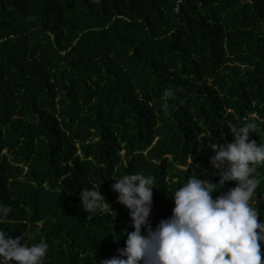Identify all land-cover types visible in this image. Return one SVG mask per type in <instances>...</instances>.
I'll return each mask as SVG.
<instances>
[{"label": "trees", "instance_id": "1", "mask_svg": "<svg viewBox=\"0 0 264 264\" xmlns=\"http://www.w3.org/2000/svg\"><path fill=\"white\" fill-rule=\"evenodd\" d=\"M246 122L264 146V0H0V230L46 242L45 264L117 256L134 229L114 180L155 178V229L189 177L219 183L212 144ZM93 187L113 212L81 208Z\"/></svg>", "mask_w": 264, "mask_h": 264}, {"label": "clouds", "instance_id": "2", "mask_svg": "<svg viewBox=\"0 0 264 264\" xmlns=\"http://www.w3.org/2000/svg\"><path fill=\"white\" fill-rule=\"evenodd\" d=\"M256 131L255 122H246L230 129L231 142L213 143L210 163L219 183L189 177L171 196L172 215L155 229L149 220L155 178L131 173L115 179L112 191L128 210L134 230L125 231V247L117 256L99 264H264V221L258 222L252 206L260 184L257 168L264 166V146L249 139ZM227 182L236 186L213 199ZM79 195L87 213L112 211L99 188L82 189ZM9 211L0 206V224L7 222ZM23 240L0 230V264H45L49 245L41 240L29 246Z\"/></svg>", "mask_w": 264, "mask_h": 264}]
</instances>
